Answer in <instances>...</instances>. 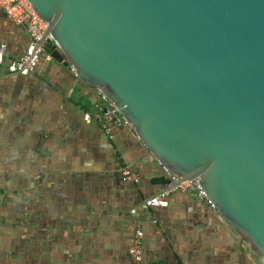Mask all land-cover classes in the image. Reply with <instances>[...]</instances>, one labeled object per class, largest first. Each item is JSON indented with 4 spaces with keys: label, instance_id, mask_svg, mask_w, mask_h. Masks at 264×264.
Returning <instances> with one entry per match:
<instances>
[{
    "label": "water",
    "instance_id": "1",
    "mask_svg": "<svg viewBox=\"0 0 264 264\" xmlns=\"http://www.w3.org/2000/svg\"><path fill=\"white\" fill-rule=\"evenodd\" d=\"M43 47L264 264V0H26Z\"/></svg>",
    "mask_w": 264,
    "mask_h": 264
},
{
    "label": "crops",
    "instance_id": "2",
    "mask_svg": "<svg viewBox=\"0 0 264 264\" xmlns=\"http://www.w3.org/2000/svg\"><path fill=\"white\" fill-rule=\"evenodd\" d=\"M28 41L0 12L7 59ZM97 100L53 60L43 57L27 76L0 65V264H129L137 229L145 264H258L195 194L145 205L168 181L166 171L129 127L108 136L84 119ZM123 166L137 183L123 181Z\"/></svg>",
    "mask_w": 264,
    "mask_h": 264
},
{
    "label": "built area",
    "instance_id": "3",
    "mask_svg": "<svg viewBox=\"0 0 264 264\" xmlns=\"http://www.w3.org/2000/svg\"><path fill=\"white\" fill-rule=\"evenodd\" d=\"M0 12H2L12 23L25 28L29 37L28 44L24 53L16 59H7L6 45L0 44V65L5 64L9 73L27 76L32 74L39 61L44 57L51 61L43 47L49 36L45 37L48 29V23L42 20L33 10L32 6L26 0H0ZM98 100L93 105V113H86V121L94 120L101 125L106 135L110 136L114 128L127 126L125 118L114 106L109 98L102 92L97 91ZM118 159V156H116ZM166 171V170H165ZM123 181L137 183L138 176L128 167L120 169ZM168 181L162 186L157 195L145 201L147 207H159L167 204L166 198L173 192L184 194H195L198 198L204 199L208 205L210 202L206 199L197 180L181 181L168 171H166ZM134 213V211H132ZM129 264H145L143 262V232L137 229L134 233L131 246L128 251Z\"/></svg>",
    "mask_w": 264,
    "mask_h": 264
}]
</instances>
